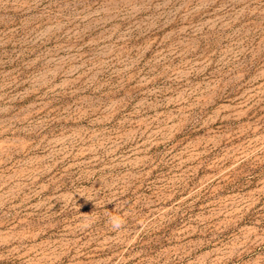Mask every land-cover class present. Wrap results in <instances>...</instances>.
Segmentation results:
<instances>
[{"label":"rangeland","instance_id":"rangeland-1","mask_svg":"<svg viewBox=\"0 0 264 264\" xmlns=\"http://www.w3.org/2000/svg\"><path fill=\"white\" fill-rule=\"evenodd\" d=\"M0 264H264V0H0Z\"/></svg>","mask_w":264,"mask_h":264},{"label":"clouds","instance_id":"clouds-1","mask_svg":"<svg viewBox=\"0 0 264 264\" xmlns=\"http://www.w3.org/2000/svg\"><path fill=\"white\" fill-rule=\"evenodd\" d=\"M113 229H120L123 226L124 221L119 217H110Z\"/></svg>","mask_w":264,"mask_h":264}]
</instances>
